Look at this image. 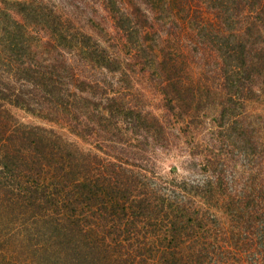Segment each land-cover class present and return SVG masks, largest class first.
<instances>
[{
  "label": "trees",
  "instance_id": "obj_1",
  "mask_svg": "<svg viewBox=\"0 0 264 264\" xmlns=\"http://www.w3.org/2000/svg\"><path fill=\"white\" fill-rule=\"evenodd\" d=\"M95 4L93 35L59 4L0 0V264H264V0ZM147 93L184 135L218 112L242 191L207 155L164 172L174 135Z\"/></svg>",
  "mask_w": 264,
  "mask_h": 264
},
{
  "label": "rangeland",
  "instance_id": "obj_2",
  "mask_svg": "<svg viewBox=\"0 0 264 264\" xmlns=\"http://www.w3.org/2000/svg\"><path fill=\"white\" fill-rule=\"evenodd\" d=\"M3 1H27V0H3ZM45 2L51 1L53 3L59 4L61 7V13H66L69 17H74L77 20V25L82 28L86 33H90L88 27H83L86 21L90 24L89 18H92L95 22L104 23L109 25V21L106 19V14L95 4L96 0H44ZM96 6L95 13H93V7ZM96 18V19H95ZM84 28V29H83ZM93 34V33H90ZM94 35V34H93ZM195 75V74H194ZM146 107L152 110L153 112H149L154 116H158L160 119L167 116L168 120H170L171 124L167 125L168 130L174 135V143L173 147L175 148L174 153L167 158V161L163 162L164 172H168V169L172 166H176V171L174 176H178V179L182 176H192V178L196 177L193 175V172H197L198 168L192 167V162H203V158L205 155L211 158L213 163H219L224 160L225 170L223 173L224 180L233 181V188L236 192H240L243 190V186L245 182H242L248 177L251 176L249 174L247 158L239 151L234 150L230 147L226 146L224 151H219V142L218 140H214V130L216 129L215 125L218 112H200L197 122H194L190 125V127L186 130L190 132H185L184 135L181 130L182 127L180 124L175 123V119L170 112H164L162 108L159 107L160 99L156 97L155 93L149 94L147 93L146 99L144 100ZM16 112V116L19 118L21 122L30 124V125H40L47 126L39 119L30 116L22 111H14ZM202 116V117H201ZM187 122V121H186ZM168 123V122H167ZM166 123V124H167ZM185 123V122H184ZM48 127V126H47ZM192 130V131H191ZM191 134V137L188 134ZM68 139L75 141L79 146L89 149L88 145L82 142L80 139L67 136ZM216 139V138H215ZM176 144V145H174ZM240 145V143H238ZM196 146H199L201 153L195 154L193 150ZM214 148V149H213ZM213 151H212V150ZM218 150V151H217ZM212 151V154L209 152ZM232 151V152H231ZM227 152V153H226ZM203 154V155H202ZM161 159L163 156H160ZM167 157V156H166ZM159 159V158H158ZM169 159V160H168ZM222 159V160H221ZM264 160V157L260 158V161ZM190 166V170L188 171V167ZM217 170L221 169L222 166H216ZM191 171V172H190ZM254 176V175H253ZM199 178V176H197ZM248 185V184H247ZM250 185V183H249ZM248 185V186H249Z\"/></svg>",
  "mask_w": 264,
  "mask_h": 264
}]
</instances>
